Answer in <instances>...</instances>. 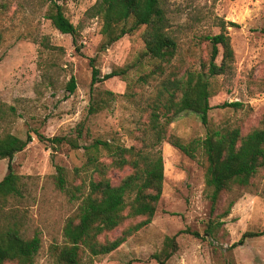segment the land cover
<instances>
[{
    "label": "rangeland",
    "instance_id": "obj_1",
    "mask_svg": "<svg viewBox=\"0 0 264 264\" xmlns=\"http://www.w3.org/2000/svg\"><path fill=\"white\" fill-rule=\"evenodd\" d=\"M96 1H62L66 15L79 31L77 51L72 36L61 33L46 18L45 0H0V99L17 108L16 116L0 123V131L22 138L28 133L32 136L12 161L25 182L24 196L7 203L0 222L12 217L20 222L26 237L39 234L42 242L34 264H62L53 246L65 242L64 225L77 215L80 200L72 192L97 175L86 166L83 148L72 149L67 144L55 147L41 142L37 133L46 137L74 134L84 121L91 130L84 144L99 137L115 138L127 146L141 145L146 139L143 131L149 124L150 104L158 98L163 81L189 70L206 71L211 55L206 36L221 31L230 37L234 59L224 74L210 78L208 123L203 124L195 111L187 110L168 124L167 133L189 142L204 139L213 130L239 128L246 134L264 129V0H162L169 32L178 48L161 68L157 67L159 61L145 53L144 27L103 49L101 21L87 15ZM90 58L102 74L124 71L93 86L96 95L114 93L105 109L96 114H88ZM216 60L221 62V54ZM144 74H148L145 81L141 79ZM72 76L77 87L70 93L67 83ZM233 102L241 105L223 106ZM160 148L165 178L151 223L129 233L116 250L96 257L95 264H160L154 254L164 249L167 236H176L178 248L162 264H264V235L234 245L246 231L264 229V170L250 185H233L223 192L213 210L207 197V160L202 148L194 157L168 140ZM101 159L110 162L104 150ZM8 162L0 160V179L7 173ZM57 165L66 170L70 192L56 185ZM130 172V167H110L106 176L117 184ZM142 219L130 217L100 239H114ZM210 220L218 225L214 237L205 234Z\"/></svg>",
    "mask_w": 264,
    "mask_h": 264
},
{
    "label": "trees",
    "instance_id": "obj_2",
    "mask_svg": "<svg viewBox=\"0 0 264 264\" xmlns=\"http://www.w3.org/2000/svg\"><path fill=\"white\" fill-rule=\"evenodd\" d=\"M63 1V0H62ZM61 0H45L47 10L45 16L61 33L72 36L77 51L79 31L65 13ZM89 17H98L101 21L103 49L127 34L144 27L143 39L145 53L151 59L159 61L157 66L168 63L178 48L176 39L169 32V20L162 0H97L87 10ZM211 44V55L207 69L189 70L183 75L167 78L151 106L148 126L143 133L141 145H125L118 139H101L99 137L84 144L91 135L90 127L81 121L74 129V134L46 137L37 133L41 142H49L55 147L67 144L72 149L83 148L86 155V166L97 175H91L88 183L76 187L72 195L80 200L76 217L67 220L63 228L65 242L54 245L53 250L62 264H95L96 257L109 254L123 244L129 233L149 225L157 211L164 184V159L160 144L168 140L183 153L194 157L199 147L202 148L207 166L205 183L207 197L212 209L223 192L229 191L233 185L248 186L256 174L264 170V129H254L242 134L239 128L209 131L204 139L183 141L176 135H168L167 126L180 113L193 110L203 124L208 123L209 111L212 109L210 78L224 74L234 59V50L229 35L221 31L215 35H207ZM221 54L222 60L217 62ZM92 66V95L88 114L101 112L113 99L112 91H104L97 95L93 86L115 76L124 74L122 69H115L102 74L90 58ZM148 74L141 76L146 80ZM77 82L74 76L67 83V91L73 93ZM238 102L224 103L223 106L238 107ZM17 115V108L0 99V123L10 116ZM32 141L31 134L25 138L11 132L0 131V160L8 159L7 173L0 179V221L4 215V207L13 199L24 196L25 182L22 175L13 167L14 156L23 151ZM110 157L107 163L101 159V151ZM110 167L117 169L131 168L117 184L106 176ZM55 182L60 190L70 192L67 186L66 170L56 166ZM231 207V205H230ZM230 207L225 211L228 213ZM143 217L141 221L111 240L100 239V236L115 230L130 217ZM219 224V222H218ZM217 222L210 220L205 234L214 237ZM196 236L200 233L194 232ZM264 235V229L246 231L234 245L242 244L248 237ZM41 238L35 233L26 237L18 220L5 217L0 222V264L14 261L19 264H34V258L41 247ZM176 236H167L164 249L154 254V258L164 263L177 250ZM86 256V259H85Z\"/></svg>",
    "mask_w": 264,
    "mask_h": 264
}]
</instances>
